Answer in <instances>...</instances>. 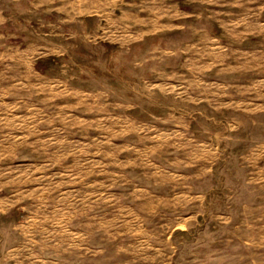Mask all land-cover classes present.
<instances>
[{
  "label": "rangeland",
  "instance_id": "1",
  "mask_svg": "<svg viewBox=\"0 0 264 264\" xmlns=\"http://www.w3.org/2000/svg\"><path fill=\"white\" fill-rule=\"evenodd\" d=\"M35 6L0 26V264H264V0Z\"/></svg>",
  "mask_w": 264,
  "mask_h": 264
},
{
  "label": "crops",
  "instance_id": "2",
  "mask_svg": "<svg viewBox=\"0 0 264 264\" xmlns=\"http://www.w3.org/2000/svg\"><path fill=\"white\" fill-rule=\"evenodd\" d=\"M54 1L55 0H8L7 3L10 4L9 6L7 5V3H4L3 6L0 4V26L1 24L9 23V21H12V19H14V14H10V15L4 14V11L13 9L14 5L18 6L16 8H19V7L21 8V5L24 6V8L22 9H24L25 11H34V9H36L35 5L41 4L45 6L47 5L46 7H48ZM25 27L27 28L28 26H25ZM10 28L13 29V31L11 32H15V34L11 33L10 36L17 37V32H19V26L16 27L12 23H10ZM0 37H1V34H0Z\"/></svg>",
  "mask_w": 264,
  "mask_h": 264
}]
</instances>
